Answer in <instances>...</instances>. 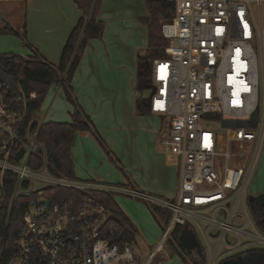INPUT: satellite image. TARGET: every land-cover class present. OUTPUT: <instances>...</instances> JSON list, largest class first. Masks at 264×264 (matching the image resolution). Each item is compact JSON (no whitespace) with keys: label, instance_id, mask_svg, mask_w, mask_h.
I'll return each instance as SVG.
<instances>
[{"label":"built area","instance_id":"2783aa9c","mask_svg":"<svg viewBox=\"0 0 264 264\" xmlns=\"http://www.w3.org/2000/svg\"><path fill=\"white\" fill-rule=\"evenodd\" d=\"M168 1L173 12L161 25L165 56L151 60L149 110L166 121L160 145L176 158L174 196L165 199L130 185L50 171L47 150L37 138L44 122L32 118L23 126L26 93L0 66V218L5 174L15 175L8 217L15 201L25 199L11 249L5 255L6 248H0V264H133L132 244L119 246L107 238L113 214L92 196L95 192L136 198L170 212L144 264L163 250L176 225L193 231L196 226L207 247L214 242L204 264H220L245 247L264 248V233L250 213H238L246 205L254 164L249 150L258 149L264 132V0ZM20 149L24 152L16 159ZM37 150L43 163L34 168L30 160ZM240 218L242 223L235 224ZM200 223L206 224L204 231ZM229 234L236 243L228 242Z\"/></svg>","mask_w":264,"mask_h":264},{"label":"crops","instance_id":"0c3cea01","mask_svg":"<svg viewBox=\"0 0 264 264\" xmlns=\"http://www.w3.org/2000/svg\"><path fill=\"white\" fill-rule=\"evenodd\" d=\"M79 1L84 3V0ZM16 5L23 6L20 11L23 9L24 17H26L23 23L27 26L25 28V37L21 35L26 45V51L24 55L20 56L28 58L38 54L49 64H57L69 33L83 12L77 5L76 0H0V10L2 11L3 9L5 13L13 7H17ZM123 5L132 7V3L129 0H123ZM137 6V10H132L134 14L129 21L132 26L128 27L131 30H135L134 34L130 32L126 34L124 31L121 33L120 30H123L126 25L125 14L119 11L118 13L115 8L109 10L111 17L108 22L113 24L110 32L114 38L113 40L116 41L110 43L109 36L105 37L104 35L88 41L70 82L72 88L71 97L74 105L79 106L90 120V128L89 130H84V132L91 133V135L97 134L96 124L98 119H96V114H99L100 116H105L108 126L118 131H127L134 134V139L129 144L131 146L129 156L122 155L118 159L111 150L107 149V145L104 147L109 156L108 158L114 160L117 163L116 165L120 164L121 170H123L122 182L116 184L130 185L143 192L169 199L175 194L178 184V172L176 178L171 170V164L166 161V155L168 157L171 153L165 152L160 145L161 127L157 128L155 120L150 121L146 117L156 116L161 123L164 119L162 116L153 114L150 111L139 112L137 110L138 91L141 90L137 86V72L140 63H143L139 59H145L143 56L146 54L148 45V29L143 23H140L139 19L149 15L146 2L137 0ZM13 28L20 30L17 27ZM16 47L17 50L20 49H18L19 46ZM21 52L23 53V51ZM134 79L135 84L133 85L132 80ZM52 87L54 96L42 114V122H48L45 119L47 115H50L57 96L64 90L62 82L53 83ZM132 91L134 97L131 95ZM52 116H57V113ZM37 119L40 120V117L37 116ZM141 132L148 135L147 147L151 156L147 159L143 158L140 151L144 144L140 142V138L136 137L137 133ZM87 138L90 139V136ZM123 143L127 146L126 139L123 140ZM91 150L93 148L85 150L83 155L77 154L76 149L72 150V161H74L75 157L77 159L82 158L87 168H90V170H85L84 178L75 177L81 180L104 182L102 178L108 179L109 177L98 174L94 166V163L96 161L100 162V158H104V156H99L95 151L93 153ZM92 175H96L97 178L91 177ZM255 190L260 193L264 192V185ZM115 200L118 203L117 199ZM152 214L162 229L158 218L153 212ZM250 248L263 247H245L238 254L243 252L254 253L248 251ZM196 259L199 258L196 257Z\"/></svg>","mask_w":264,"mask_h":264},{"label":"trees","instance_id":"16d2710c","mask_svg":"<svg viewBox=\"0 0 264 264\" xmlns=\"http://www.w3.org/2000/svg\"><path fill=\"white\" fill-rule=\"evenodd\" d=\"M76 3L83 12L69 33L57 64H49L38 54L28 58L10 53L0 55V66L6 67L19 80L26 93L27 102L23 126L30 119L37 118L39 108L50 85L53 83L62 82L66 98L74 105L70 86L72 76L88 41L100 38L104 30L103 23L96 18L99 0H84V3L76 0ZM146 7L149 15L141 18L140 21L148 29L146 59L152 60L165 56L164 48L167 45V41L161 34V25L170 20L173 12V2L168 0H146ZM4 31L12 32L13 30L5 28ZM149 74L147 68H139L137 72V86L139 89L151 85ZM138 92L137 110L139 112H149V107L140 98V91ZM36 125L37 122L33 124L32 128H35ZM89 126L90 120L88 116L76 105H74V111L71 113L70 122L48 121L41 124L37 138L47 150L48 168L50 171L75 178L71 159L72 140L76 132L89 130ZM42 163V152L37 150L31 157L30 165L37 168L41 167ZM4 180V205L0 218V248H6V255L13 245L15 233L25 206V199H17L15 201L8 217V204L15 175L7 173L4 176ZM73 192L72 190H66L64 194H72ZM92 196L113 214L106 228L109 235L107 238L110 243L119 246H123L126 243H134L136 241V228L116 202L114 194L95 192L92 193ZM245 202L251 217L256 222L259 230L264 233V205H261L255 196H247ZM149 207L162 226L168 223L170 217L168 210L155 205H149ZM182 227L181 225H176L172 231L171 239L168 240V244L174 250H176L177 238ZM248 251L262 254L263 260L259 264H264V248H250ZM187 264H204V259L189 260Z\"/></svg>","mask_w":264,"mask_h":264},{"label":"rangeland","instance_id":"374dc122","mask_svg":"<svg viewBox=\"0 0 264 264\" xmlns=\"http://www.w3.org/2000/svg\"><path fill=\"white\" fill-rule=\"evenodd\" d=\"M142 2H146L145 0H141ZM130 3H132V7H125L123 5V0H99V6L96 18L97 20H100L104 25L103 34L105 37L109 36L110 43L115 42L116 40H113V36H111V30L113 27V24L109 21V18L111 17V10L112 8L116 9V11L121 12L122 14H125V20L126 25L124 26L123 30H120L122 33L123 31L126 32V34L135 33V30H131V28H128L132 26L129 24V21L132 19L133 11L137 10V0H129ZM127 4V2H125ZM17 7L11 8L8 12H4L0 10V22L2 29L0 31V55L2 54H15V55H24L26 45L23 42V39L21 38V35L25 37V28L27 26L25 25L24 19V12L21 8L23 6L16 5ZM131 9L130 11H128ZM133 10V11H132ZM100 14L98 15V13ZM118 12V13H119ZM140 21V19H139ZM141 23V21H140ZM19 26V27H18ZM13 27H17L20 30H16ZM5 28H10L13 31L12 32H5ZM126 28V29H125ZM19 33V34H18ZM102 37V36H101ZM104 38V37H103ZM17 40V41H16ZM18 42V43H17ZM19 46L17 50V47ZM23 51V53L21 52ZM146 59V54L143 56ZM143 59V58H141ZM144 64V65H143ZM147 68L149 71V79L150 84H152V76H151V60L146 59L143 63H140L139 68ZM132 84H135V79L132 80ZM130 88V87H129ZM131 95L133 96V91L131 92ZM54 96V91L52 84L50 85L46 96L39 108V111L37 113V116L40 117V120L42 119V114L45 112L46 108L50 104L52 98ZM134 97V96H133ZM262 109V105L260 104V110ZM74 111V105L73 103L66 98L65 91L63 90L61 94L57 96V100L53 103V107L51 109L50 115H47L46 121L52 120L53 122H69L71 119V113ZM54 113H57V116H52ZM98 113V112H97ZM104 115V114H103ZM98 119L96 131L97 134H92L88 132H82L78 131L74 134L72 144H71V153L72 150L76 149L77 154L83 155L85 153V150H88L89 148H93L91 152L95 151L99 156H104L100 158V162L96 161L94 163L95 168L98 171V174L107 175L109 178L105 179L102 178L104 182H110V183H121V179L123 177V170H121V165H116L117 163L114 160H110L108 157V154L105 150V146L107 145V149L111 150L113 154L116 155V157L119 159L120 156H129V150L131 149V146L129 145L132 139H134V134H131L127 131H118L115 130L113 127L108 126L107 121L105 120V116H100L99 114H96ZM147 120H155V125L157 128L161 127V133L165 132L166 130V121L160 122V119L156 116L153 117H146ZM162 124V125H161ZM114 129V130H113ZM257 131H260V124L257 127ZM90 136V139L87 137ZM136 136V135H135ZM126 137V138H125ZM137 138H140V142L144 144L143 148L140 150L141 154L143 155L144 159L149 158L150 150L147 147V137L148 135L146 133H137ZM127 141V146L124 145L123 140ZM112 141V142H111ZM89 143V144H88ZM77 146V147H76ZM254 158V164L252 167L251 175L248 179V183L246 186L245 191V199L247 196H254L260 192H257L255 189H258L261 187V185H264V132L262 139L260 141L258 149H256V146L253 145L252 148L249 150V160ZM166 161H168L169 164H171V170L174 173V176L177 178V165H176V158L174 155L169 154L167 157L166 155ZM90 170V168H87V165L83 161L82 158L77 159L74 158L73 161V172L76 177L84 178L86 171ZM258 175H256V173ZM101 175V177H102ZM91 177L97 178L96 175H92ZM118 185V184H116ZM115 199H117L120 207L125 212V214L130 218L132 223L136 226V241L132 243L133 246V252L135 256V262L133 264H144L148 254L154 249L156 243L161 237L162 229L157 223L156 218L153 216L152 212L150 211L148 205L145 204L144 201L136 199V198H130L126 197L120 194L115 195ZM207 213V212H206ZM238 213L241 215L249 214V210L247 206L244 207L239 206ZM210 214V213H208ZM253 219V218H252ZM254 220V219H253ZM242 223V219L235 220V224L240 225ZM206 224L200 223V229L202 231L205 230ZM246 229H249V226L247 224ZM195 233L197 238L199 239V242L202 246V252L205 260L208 259V247L212 248L214 245V242L209 241L208 247L206 246V243L204 242V239L202 238L200 230L195 226ZM228 242L230 244H234L237 242V238L233 234L228 235ZM240 244L243 243V239L240 240ZM253 247V246H251ZM227 247L223 246V250H226ZM243 249L237 250L233 254L235 255L238 252H241ZM231 254V255H233ZM233 255V256H234ZM189 260H197L195 256H193L192 253L188 252H179V250L176 248L174 250L171 245L168 244V242H165L163 244V250L158 252L156 256L151 260L149 264H187Z\"/></svg>","mask_w":264,"mask_h":264},{"label":"water","instance_id":"95a60500","mask_svg":"<svg viewBox=\"0 0 264 264\" xmlns=\"http://www.w3.org/2000/svg\"><path fill=\"white\" fill-rule=\"evenodd\" d=\"M139 61L144 62L145 59H139ZM153 92V88L147 87L140 90V98L144 100L147 106H150V96ZM250 120L252 122H257L258 120V112L255 110L251 114ZM236 122L234 121H225V125H235ZM239 124L244 125V121H240ZM24 150L20 149L16 154V159H19L23 154ZM256 200L261 204L264 205V192L257 194ZM176 248L179 252H188L192 253L195 257L199 259H204L202 248L200 242L196 236V233L193 231L191 227L187 224L184 225L178 235ZM262 254L260 253H240L234 257L227 258L220 262V264H256L257 262L262 260Z\"/></svg>","mask_w":264,"mask_h":264},{"label":"flooded vegetation","instance_id":"af4514ba","mask_svg":"<svg viewBox=\"0 0 264 264\" xmlns=\"http://www.w3.org/2000/svg\"><path fill=\"white\" fill-rule=\"evenodd\" d=\"M147 87H151V85H150V86H147ZM147 87H146V88H147ZM142 89H143V88H142ZM142 89H141V90H142ZM262 260H263V259H262Z\"/></svg>","mask_w":264,"mask_h":264}]
</instances>
